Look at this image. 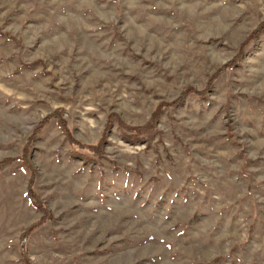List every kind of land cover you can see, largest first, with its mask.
Listing matches in <instances>:
<instances>
[{
	"label": "rangeland",
	"instance_id": "rangeland-1",
	"mask_svg": "<svg viewBox=\"0 0 264 264\" xmlns=\"http://www.w3.org/2000/svg\"><path fill=\"white\" fill-rule=\"evenodd\" d=\"M262 23L264 0H0V264H264Z\"/></svg>",
	"mask_w": 264,
	"mask_h": 264
},
{
	"label": "trees",
	"instance_id": "trees-1",
	"mask_svg": "<svg viewBox=\"0 0 264 264\" xmlns=\"http://www.w3.org/2000/svg\"><path fill=\"white\" fill-rule=\"evenodd\" d=\"M260 29H259V32L261 31V30H263V28H264V26H263V23L260 25ZM257 33L258 32H255V35H257ZM210 83H212V81L210 82ZM31 181V180H30ZM28 196H29V198H30V200H32L38 207H41V204H40V202L37 200L38 198L37 197H35V195L29 190L28 191ZM44 210V209H43ZM45 214H47L46 212H45ZM40 223L41 222H38L36 225H32V226H30L29 228H27L22 234H21V236H20V239H19V245H20V250L21 251H23L24 253H25V243H26V241H27V238H28V235H29V233H30V231L34 228V227H36V226H38V225H40ZM25 264H30L29 263V260L28 259H26L25 258Z\"/></svg>",
	"mask_w": 264,
	"mask_h": 264
}]
</instances>
